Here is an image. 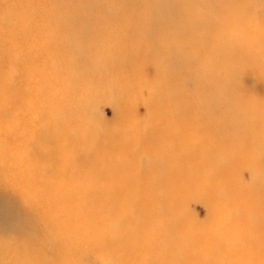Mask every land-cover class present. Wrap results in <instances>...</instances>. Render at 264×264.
Returning a JSON list of instances; mask_svg holds the SVG:
<instances>
[{
  "label": "bare ground",
  "instance_id": "bare-ground-1",
  "mask_svg": "<svg viewBox=\"0 0 264 264\" xmlns=\"http://www.w3.org/2000/svg\"><path fill=\"white\" fill-rule=\"evenodd\" d=\"M182 247L264 264V0H0V264H181Z\"/></svg>",
  "mask_w": 264,
  "mask_h": 264
},
{
  "label": "rangeland",
  "instance_id": "rangeland-1",
  "mask_svg": "<svg viewBox=\"0 0 264 264\" xmlns=\"http://www.w3.org/2000/svg\"><path fill=\"white\" fill-rule=\"evenodd\" d=\"M11 2V1H10ZM46 6V5H45ZM47 9V6L45 7ZM49 12V10H46ZM59 11V14H63V12H65V10H62V9H59L57 10L56 12ZM45 12V11H44ZM28 20V18H25L22 20V24L23 23H26V21ZM59 20V19H58ZM59 22H62V19L59 21ZM21 24V23H20ZM23 25H26V24H23ZM29 25V24H28ZM46 23L45 22H35L34 24H32L31 28L36 32V31H49L48 28L46 27ZM49 34V33H47ZM52 36V34H49ZM60 35V34H59ZM56 36V35H54ZM58 38H61L63 40H67L68 39V36L66 35H60V36H57ZM55 38V37H54ZM104 46L106 48L109 47V44L107 42H105ZM66 52H68L69 56H71L73 53L69 50H66ZM67 54V53H65ZM97 56V57H96ZM95 58L99 59V60H103L102 56H100L99 54L97 55H94ZM74 63V62H73ZM143 65V68L149 70V67H148V64H144L142 63ZM75 65V64H74ZM148 76H147V79L149 80L152 76H153V73L149 70L147 71ZM112 79H116L117 77V74H114L112 76H110ZM67 78H72L74 80H80L82 81V85H85V80H87L86 76L84 75L83 72H69V73H65L64 75H62V77L60 78V81L61 82H64ZM146 84V82H145ZM241 86H246V87H249L252 91V94L253 95H257L258 97L262 96L261 93V83L257 82V81H254L252 79V76H246L244 75L242 78H241ZM91 90L97 92V93H100L98 94L97 97H94L93 98V102H92V105H93V108L91 109V114H90V117H91V121H93V124L95 127H98L100 126L99 124V121L97 119L98 116H104L105 118H110L111 117V110H110V107L108 105H105L102 103V100L104 99L105 96V93H108V91H104L103 87H100L99 85H96L95 83L91 82L90 84L87 85ZM62 94L65 95V94H68L66 90L62 91ZM143 95V94H142ZM81 96H83L85 99L83 101H86V100H92L91 97H89L88 95H84L82 94ZM144 96V95H143ZM75 97H79V96H74L73 98ZM114 97V96H113ZM82 99V98H81ZM57 114V113H56ZM88 142L89 143H92L93 142V139L92 138H88ZM246 172H244L243 175H245ZM244 181H248V179L246 178V176L243 177ZM100 187H104V185H99ZM189 211L194 215V217L192 216L191 219H189V222H193L195 221L197 224H200V225H205L206 222L203 221L204 220V210H203V206L199 203H196V202H191L189 204ZM228 210H229V207H228ZM125 212H130L129 209H125ZM192 220V221H191ZM237 220V219H236ZM240 220V218H239ZM224 223L226 225H229V224H233L235 225L234 227H237V224L236 222L234 221V218L231 217V218H226V221H224ZM116 223L114 224L113 222L109 221V222H106L103 226V232L107 233V234H112L113 235V238H114V234L116 232H123V231H126L128 230L129 226L127 227H124V226H121V225H118L116 226ZM208 227L210 225H207ZM232 243L235 244V247L238 249V251H240V247L242 246L241 244H239L240 241H231ZM241 243V242H240ZM246 243V242H245ZM192 245V244H191ZM101 248V247H100ZM244 250H247V248H245L243 246ZM180 251H182V255H184V261H182L183 263L181 264H197V262H200L203 261V258L201 256H199L196 253L192 252L195 257L193 256V254L191 252L188 251L187 247H182L179 249ZM97 251H103V253L105 252L107 254V251H116V248H107V246H104L102 247V249H98ZM158 253H163V251H157ZM184 252V253H183ZM190 253V254H189ZM149 255H153V256H158L157 253L153 254V253H147ZM189 254V255H188ZM102 257V255H100ZM106 257V256H104ZM195 258H198V260H196ZM209 257H205L204 258V261L205 260H208ZM172 259L169 258V259H166L165 262H170ZM176 264H179L176 262Z\"/></svg>",
  "mask_w": 264,
  "mask_h": 264
}]
</instances>
